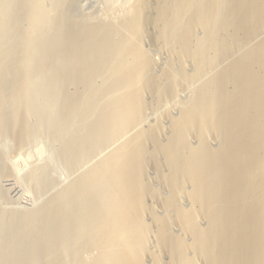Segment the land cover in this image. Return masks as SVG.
Masks as SVG:
<instances>
[{
	"label": "bare ground",
	"instance_id": "1",
	"mask_svg": "<svg viewBox=\"0 0 264 264\" xmlns=\"http://www.w3.org/2000/svg\"><path fill=\"white\" fill-rule=\"evenodd\" d=\"M72 3L0 0V137L20 148L49 133L70 167L112 146L43 203H0V264H264V0H125L105 17ZM152 29L169 62L159 80ZM183 87L177 120L167 105L150 129L147 97ZM48 165L26 175L38 192Z\"/></svg>",
	"mask_w": 264,
	"mask_h": 264
},
{
	"label": "rangeland",
	"instance_id": "2",
	"mask_svg": "<svg viewBox=\"0 0 264 264\" xmlns=\"http://www.w3.org/2000/svg\"><path fill=\"white\" fill-rule=\"evenodd\" d=\"M106 1L107 0H73V3H72L73 8L72 9L74 11H76V13H81V15H86V16L89 15V17H97V16L98 17H103V16L105 17V16H109L110 13H112V11L113 12L114 11L119 12V10L121 9V7L124 5V2H125V0H112L113 2L112 1H110V2L112 4H114L115 7L112 6L111 10H107V5L111 4V3H108V1L107 2ZM117 12H115V13H117ZM151 19L157 20V16H152ZM152 34H154V35H152ZM148 36L147 37L149 39L147 38V40L143 44V46H144L143 49L145 50L144 51V57L147 60L146 61L147 63H153L152 64L154 66V71H153L154 76L153 77H156V79L159 80V79L163 78L165 72L167 71V67L169 65V62H168V60H166L167 58L165 56V53L160 49V46H158V44L156 43V41H158V39L160 40V38L156 37L157 33L152 29ZM199 39L200 38L197 39L198 42L196 41L197 45H200L202 42V40L200 39V41H199ZM161 70L163 71V73ZM183 74H184L183 77H185L189 81V83H190V81L194 82L193 68L191 66H189L188 63L185 66L184 71L182 70V75ZM179 77H180V80H179ZM175 78H176L175 80H178L179 82L182 80L181 79L182 77L180 75L178 77H175ZM96 82H97V84H99L101 81H100V79H98ZM182 90H183V92H182ZM179 91L181 93L179 92L178 95L176 94V97L174 99H172L173 101L171 100L169 102H166V101L164 102L162 99L160 100L161 102L163 101L164 103H161L160 101H158V103H156L157 102L156 100H158V99L155 100L153 98L147 97V99L145 100V107H144V110H145L144 113L145 114L144 115H145V122L150 129H153V127H154L153 126V120H154L153 117H155V115L159 114V112H162L160 110H163V108H165V106H167V105H169L167 107L168 108L170 107V111H172V112H170L171 118L173 120H177L178 112L176 110V106L178 104L182 103L183 100H185L187 98V94H188L189 90L187 88L183 87V88H180ZM185 93H186V96L184 95ZM168 103H170V104H168ZM156 112H158V113H156ZM149 123H150V125H149ZM164 124H163V126L165 127V129L168 128V125L166 124L167 125L166 126ZM163 126H162V128H163ZM165 132H167V129L165 130ZM5 135L0 137L1 138L0 139V149L1 150L4 149V154L6 157L5 162H7L6 164H8L10 169L12 167L11 170L8 169L10 171L9 173L11 176L8 174L9 176L6 175V177L5 176L2 177L3 179L1 180L3 184L8 182L4 187V189H5V190H3L4 194H2L3 197L0 196V201H1L0 203L4 204V206L2 205V207H4L5 209H10V208L12 209V208H17V207L18 208H25V207H30V206H34V205L36 206L38 204H41V202L43 203L52 194L53 191H56L57 188L60 189L61 187H64L65 185L72 182L73 181L72 179H74L80 172L85 170L94 161H96L101 156H103L104 153H106V151H108L109 148L112 146L110 144L106 147H101L102 149L100 148L101 150H99V152L97 150L95 152L96 154H92L91 156L86 158V161L85 162L83 161L84 163H81L80 166L70 167L61 159V157L59 155L60 142L53 140V138L49 135V133L40 132V131L32 133L31 134L32 140L30 139V142L25 147H20V148L15 145V141H13L14 138L10 133H7ZM116 141H119V139ZM210 141H211V143H213V144L210 143L211 144L210 147H212L213 149L212 148L211 149L213 151H215L216 142L214 141L213 138H211ZM191 142L194 143V145L191 144L192 145L191 147L195 148L194 140H191ZM161 146H163V145H161ZM7 154H9V155L7 156ZM46 164L47 165L49 164L48 165L49 170H50L49 174L53 178L54 184L51 183L52 184L51 186H49L45 189H42V192L41 191L38 192V189L35 187L34 183L33 182L30 183L29 181H27L26 175H28V173L32 169H34L38 166H45ZM148 171H149V172H147L148 173L147 174L148 180L151 182V185L153 184L152 189L154 186H156L154 188L155 191L153 189V193L155 192L154 195L157 193L161 194V195L157 194L158 196L155 195L156 200L159 202V204H161V203H163V200L166 199V197L164 196V195H166V193L164 190H161L159 188L157 189L158 186L156 184L154 185V183H155L154 181L156 180L154 171L151 169ZM8 185H9V188H8ZM12 185H13V187H12ZM11 188L13 189V191ZM47 193L49 195H47ZM6 199H8V200L6 201ZM2 201H4V202H2ZM17 202H19V203H17ZM14 205H15V207H14ZM5 206H7V207H5ZM157 207H160V205ZM185 210H186V208H185ZM156 214L159 217H161L163 215L162 211L159 208H157ZM177 231H178L177 228L174 226L172 228V232L177 234L178 233ZM161 261H162L161 264L167 263L166 260L164 261L163 258Z\"/></svg>",
	"mask_w": 264,
	"mask_h": 264
}]
</instances>
